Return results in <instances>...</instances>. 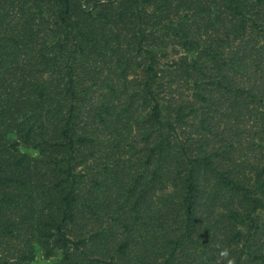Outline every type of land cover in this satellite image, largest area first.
Returning a JSON list of instances; mask_svg holds the SVG:
<instances>
[{
  "label": "trees",
  "instance_id": "1",
  "mask_svg": "<svg viewBox=\"0 0 264 264\" xmlns=\"http://www.w3.org/2000/svg\"><path fill=\"white\" fill-rule=\"evenodd\" d=\"M35 247L264 264V0H0V264Z\"/></svg>",
  "mask_w": 264,
  "mask_h": 264
},
{
  "label": "rangeland",
  "instance_id": "2",
  "mask_svg": "<svg viewBox=\"0 0 264 264\" xmlns=\"http://www.w3.org/2000/svg\"><path fill=\"white\" fill-rule=\"evenodd\" d=\"M23 151H27L29 153H33L34 151L26 149V148H21ZM59 255L55 254L53 257L50 258H43L41 255V251L38 247H35L34 251V257L30 261V264H53L57 259Z\"/></svg>",
  "mask_w": 264,
  "mask_h": 264
}]
</instances>
